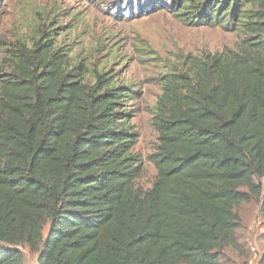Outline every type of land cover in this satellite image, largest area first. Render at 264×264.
I'll use <instances>...</instances> for the list:
<instances>
[{"label":"trees","instance_id":"trees-1","mask_svg":"<svg viewBox=\"0 0 264 264\" xmlns=\"http://www.w3.org/2000/svg\"><path fill=\"white\" fill-rule=\"evenodd\" d=\"M185 26L242 34L161 79L146 191L132 95L93 84L45 37L0 76V264H221L236 208L264 214V0H152ZM48 229L44 235L45 229Z\"/></svg>","mask_w":264,"mask_h":264},{"label":"rangeland","instance_id":"rangeland-1","mask_svg":"<svg viewBox=\"0 0 264 264\" xmlns=\"http://www.w3.org/2000/svg\"><path fill=\"white\" fill-rule=\"evenodd\" d=\"M152 0H0V76L9 73V52L51 39L66 54L69 67L88 85L102 74L132 95L130 125L138 132L134 152L142 176L135 187L151 188L156 171L149 163L157 146L152 127L162 95L161 79L191 57L238 50L239 31L188 27ZM238 251L223 249L221 264H264V214L253 200L236 209ZM44 231V235L47 232ZM23 264H38L37 253L19 248Z\"/></svg>","mask_w":264,"mask_h":264}]
</instances>
